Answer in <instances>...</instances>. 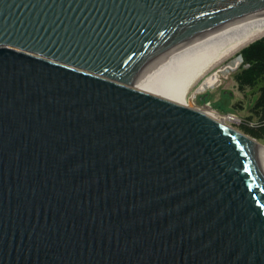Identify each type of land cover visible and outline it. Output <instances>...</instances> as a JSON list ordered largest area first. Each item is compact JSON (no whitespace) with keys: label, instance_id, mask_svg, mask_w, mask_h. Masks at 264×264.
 <instances>
[{"label":"water","instance_id":"obj_1","mask_svg":"<svg viewBox=\"0 0 264 264\" xmlns=\"http://www.w3.org/2000/svg\"><path fill=\"white\" fill-rule=\"evenodd\" d=\"M263 13L0 0V264H264L261 143L174 104L198 50Z\"/></svg>","mask_w":264,"mask_h":264},{"label":"bare ground","instance_id":"obj_2","mask_svg":"<svg viewBox=\"0 0 264 264\" xmlns=\"http://www.w3.org/2000/svg\"><path fill=\"white\" fill-rule=\"evenodd\" d=\"M263 36L264 13L241 18L227 25L215 34L198 50L180 82L174 104L186 106L190 90L206 73L219 66L224 60L238 52L250 42L256 41V39ZM200 112L217 121L213 115L210 114L207 107ZM256 164L264 182V145L262 144H260L256 153Z\"/></svg>","mask_w":264,"mask_h":264},{"label":"rangeland","instance_id":"obj_3","mask_svg":"<svg viewBox=\"0 0 264 264\" xmlns=\"http://www.w3.org/2000/svg\"><path fill=\"white\" fill-rule=\"evenodd\" d=\"M261 38L264 36L256 40ZM242 49L211 69L192 87L186 107L200 111L207 107L218 122L243 134L240 126L249 116V109L254 101L253 92L247 91L245 94L239 92L234 81L233 77L242 62L232 72L226 67L235 55V58L239 57ZM260 143L264 145V142Z\"/></svg>","mask_w":264,"mask_h":264},{"label":"trees","instance_id":"obj_4","mask_svg":"<svg viewBox=\"0 0 264 264\" xmlns=\"http://www.w3.org/2000/svg\"><path fill=\"white\" fill-rule=\"evenodd\" d=\"M239 55L242 63L235 55L226 67L232 72L241 63L233 77L234 81L239 92L243 94L247 91L253 92L254 98L249 116L241 124L240 129L244 135L264 142V38L244 47Z\"/></svg>","mask_w":264,"mask_h":264}]
</instances>
